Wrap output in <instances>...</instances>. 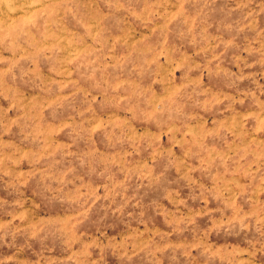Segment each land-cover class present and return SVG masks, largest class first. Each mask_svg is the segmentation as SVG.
Segmentation results:
<instances>
[{"label": "rangeland", "instance_id": "374dc122", "mask_svg": "<svg viewBox=\"0 0 264 264\" xmlns=\"http://www.w3.org/2000/svg\"><path fill=\"white\" fill-rule=\"evenodd\" d=\"M0 264H264V0H0Z\"/></svg>", "mask_w": 264, "mask_h": 264}]
</instances>
